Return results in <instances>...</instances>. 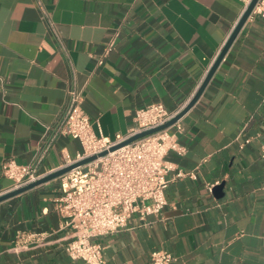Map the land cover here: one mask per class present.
I'll use <instances>...</instances> for the list:
<instances>
[{"label":"crops","instance_id":"obj_1","mask_svg":"<svg viewBox=\"0 0 264 264\" xmlns=\"http://www.w3.org/2000/svg\"><path fill=\"white\" fill-rule=\"evenodd\" d=\"M245 11L243 0H0V197L13 186L3 165L33 161L71 90L82 93L95 133L112 139L150 104L176 112L198 94ZM181 124L186 153L166 159L195 177L171 174L159 216L133 215L99 238L106 264H149L159 250L174 264H264V18L249 17ZM80 151L60 138L41 173ZM222 183L218 199L209 188ZM60 195L54 180L0 203V264H86L65 252L72 232L55 209ZM32 232L42 240L17 245Z\"/></svg>","mask_w":264,"mask_h":264},{"label":"built area","instance_id":"obj_2","mask_svg":"<svg viewBox=\"0 0 264 264\" xmlns=\"http://www.w3.org/2000/svg\"><path fill=\"white\" fill-rule=\"evenodd\" d=\"M243 2L247 10L252 0ZM251 16L264 18V0L257 1ZM114 49L115 38H112L99 65ZM194 96L173 113L161 103L137 110L127 134H117L112 139L104 136L101 129L99 135L95 133L83 109L82 93L71 90L66 110L55 125L46 127L42 138L44 142L33 161L28 165H19L10 160L3 165L4 177L13 183L10 191L24 188L45 177L40 171L41 164L60 138L69 137L77 141L81 151L76 158L67 159L58 170L92 157L97 158L56 179L61 195L56 200L55 209L64 220L63 227L72 232V240L65 247V252L73 260L86 264H106L103 247L97 242L99 238L123 231L133 215H138L143 223L149 217L159 216L166 205L165 191L171 182V174H175L174 179L195 177L194 174L179 171L174 163L166 159L170 152L181 156L186 153L177 135L183 130L181 119L167 129L111 150L135 136L165 126L188 107ZM172 127L176 128L175 133H170ZM103 153L106 155L100 156ZM261 156L264 158V144L261 146ZM212 190L213 187H210L209 191ZM42 237L43 234L34 232L19 234L16 243L28 249L30 244L40 242ZM175 261L170 252L159 250L153 252L149 264H174Z\"/></svg>","mask_w":264,"mask_h":264},{"label":"water","instance_id":"obj_3","mask_svg":"<svg viewBox=\"0 0 264 264\" xmlns=\"http://www.w3.org/2000/svg\"><path fill=\"white\" fill-rule=\"evenodd\" d=\"M257 1L258 0H252V2L250 3V5L248 6L247 10L245 11L244 15L242 16L240 22L238 23V25L236 26L234 32L232 33L231 37L229 38L228 42L226 43L224 49L222 50L221 54L219 55L218 59L216 60V62L214 63V65L212 66L209 74L207 75L204 83L202 84L198 94L195 96V98L192 100V102L189 104V106L179 115L177 116L175 119H173L171 122H169L168 124H166L165 126L157 129V130H153V131H149V132H146V133H143L141 135H138V136H135L133 138H131L130 140H128L127 142L121 144L120 146H117L115 148H113L111 151H114L126 144H129L139 138H142L146 135H150L156 131H159V130H162V129H167L169 127H171L174 123H176L179 119H181L195 104L196 102L199 100L200 96L202 95V93L204 92V90L206 89L207 85L209 84L210 80L212 79V77L214 76L217 68L219 67L220 63L222 62V60L224 59L225 55L227 54V52L229 51V49L231 48L233 42L235 41V39L237 38L239 32L241 31V29L243 28V26L245 25V23L247 22V20L249 19V17L251 16V13L255 7V5L257 4ZM106 155V153H103L101 154L100 156H104ZM97 157H92V158H89V159H86L82 162H79L77 164H74V165H71L67 168H64V169H60V170H57L55 172H53L52 174L48 175V176H45L44 178L38 180L37 182L33 183V184H30L29 186H26L24 188H21V189H18V190H14L8 194H5L3 196L0 197V203L10 199V198H13V197H16L18 195H21L23 193H26L38 186H41L47 182H51V181H54L56 179H58L59 177L69 173L72 169L76 168V167H79V166H83V165H86L92 161H94ZM225 187V183H222L216 187H214L213 189V193L214 195L218 198V199H221L224 197V194H223V189Z\"/></svg>","mask_w":264,"mask_h":264}]
</instances>
